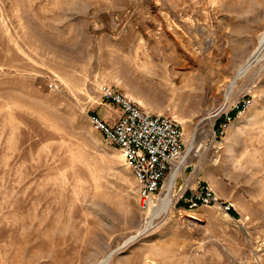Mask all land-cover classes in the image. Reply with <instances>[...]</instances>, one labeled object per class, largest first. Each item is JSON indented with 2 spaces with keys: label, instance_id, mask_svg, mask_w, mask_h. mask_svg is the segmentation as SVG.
Segmentation results:
<instances>
[{
  "label": "rangeland",
  "instance_id": "374dc122",
  "mask_svg": "<svg viewBox=\"0 0 264 264\" xmlns=\"http://www.w3.org/2000/svg\"><path fill=\"white\" fill-rule=\"evenodd\" d=\"M263 33L264 0H0V264H264ZM102 86L183 128L158 216Z\"/></svg>",
  "mask_w": 264,
  "mask_h": 264
},
{
  "label": "built area",
  "instance_id": "2783aa9c",
  "mask_svg": "<svg viewBox=\"0 0 264 264\" xmlns=\"http://www.w3.org/2000/svg\"><path fill=\"white\" fill-rule=\"evenodd\" d=\"M100 94L104 101L119 109L121 116L111 126L96 116H91L90 122L108 145L118 149L137 185L140 208L148 210L173 172H176L174 186L178 180L184 183L187 166L183 128L174 118L142 108L119 90L102 86ZM245 102L242 101L243 105ZM224 119L229 120L226 114ZM224 127L218 126V135L223 133ZM185 191L189 194V198L181 197L186 202L185 209L195 210L217 203L211 190L200 184L195 190L189 187Z\"/></svg>",
  "mask_w": 264,
  "mask_h": 264
},
{
  "label": "bare ground",
  "instance_id": "6f19581e",
  "mask_svg": "<svg viewBox=\"0 0 264 264\" xmlns=\"http://www.w3.org/2000/svg\"><path fill=\"white\" fill-rule=\"evenodd\" d=\"M260 50H262L264 48V33L262 35L261 41H260ZM244 70L241 71L238 75V77H240L243 74ZM202 121V120H201ZM183 124V123H181ZM191 145V144H190ZM189 152V151H188ZM187 156V154L185 155V157ZM175 174L176 172H173L172 175L169 177L168 181H167V185H166V192L164 197L160 200L159 205L156 207V209L153 211V217L154 216H158V214L165 212V210L168 208L169 203H170V198L172 196V193L174 191V181H175ZM153 219V218H152ZM151 220V219H150ZM150 223V222H149ZM145 231V230H144ZM138 235L131 237L129 240H127L125 242L124 245L128 244L130 241L134 240L136 237H138Z\"/></svg>",
  "mask_w": 264,
  "mask_h": 264
},
{
  "label": "crops",
  "instance_id": "0c3cea01",
  "mask_svg": "<svg viewBox=\"0 0 264 264\" xmlns=\"http://www.w3.org/2000/svg\"><path fill=\"white\" fill-rule=\"evenodd\" d=\"M116 121L119 119V117L121 116V113H120V111H119V109L118 110H116Z\"/></svg>",
  "mask_w": 264,
  "mask_h": 264
},
{
  "label": "trees",
  "instance_id": "16d2710c",
  "mask_svg": "<svg viewBox=\"0 0 264 264\" xmlns=\"http://www.w3.org/2000/svg\"><path fill=\"white\" fill-rule=\"evenodd\" d=\"M229 211H231V210H229Z\"/></svg>",
  "mask_w": 264,
  "mask_h": 264
}]
</instances>
